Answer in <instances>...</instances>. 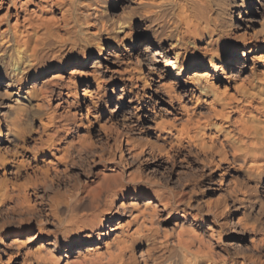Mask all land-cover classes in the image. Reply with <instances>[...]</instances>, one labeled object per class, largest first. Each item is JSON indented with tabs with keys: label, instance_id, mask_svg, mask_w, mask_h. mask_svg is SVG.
Returning <instances> with one entry per match:
<instances>
[{
	"label": "bare ground",
	"instance_id": "obj_1",
	"mask_svg": "<svg viewBox=\"0 0 264 264\" xmlns=\"http://www.w3.org/2000/svg\"><path fill=\"white\" fill-rule=\"evenodd\" d=\"M62 262L264 264V0H0V264Z\"/></svg>",
	"mask_w": 264,
	"mask_h": 264
},
{
	"label": "rangeland",
	"instance_id": "obj_2",
	"mask_svg": "<svg viewBox=\"0 0 264 264\" xmlns=\"http://www.w3.org/2000/svg\"><path fill=\"white\" fill-rule=\"evenodd\" d=\"M258 70L261 71L262 70V66H259L258 67ZM66 75H67L66 73L63 74V76H66ZM167 83H170V80L169 79L163 80L161 82V85H167ZM161 85L160 84L159 85H156V87H153L152 90H149V92H151V95L153 96L152 101H154L156 103V109L161 110L165 114H166V112L169 113V118L171 120H175L176 125H177L178 122H179L178 124H180V122L182 123L181 118L178 116V115H180V111H181L180 110L181 109L180 108V105H181V103H184V105L190 107L191 106V102H192V101L191 102L189 101V99L191 97V94L188 93V96H185L184 99L181 100V101H175V103L173 104V108L171 110H169L159 100V96H161L160 95V92H159V87ZM228 87L230 88V86H228ZM78 88H79V92H81L82 91L81 90L82 89V85H80ZM154 88L157 89V91H158L157 93L154 92ZM179 91H183V90L180 89ZM85 103H86V105H88L87 106V109L90 112H93L94 111V106L91 105L92 103L90 102L89 98H87L85 100ZM83 113H84V111H83ZM174 117H177V118H174ZM91 128H92V132H91V134H89L87 136L89 138L88 141L91 144L94 143L93 144L94 148H96V149H102V147H104V143H103L102 139L100 138L101 137L100 136V132H102V131H99V134H98V132H96V131L99 130L97 125H93ZM82 133L83 132H81V134ZM83 134L86 136L85 133H83ZM157 157H158L157 160L160 163L161 162H167L168 164H171L172 163L163 154L157 155ZM214 157H215V155H214ZM215 160H216V162H218L217 163L218 166H219L218 168H212V170H209V168H205L202 171L196 166V164H194L192 162L191 163H188V166L189 167H185V166H181L178 163V160H177L176 161L177 162V166L175 167V170H176L175 172L179 174V177H177L176 175H174V177L170 181L175 186H178V185H189L190 187H192L193 192L196 195V197L198 199H201L202 198L205 201H207L209 203V206L213 209V208H215V201L217 199L218 194H221V192L223 191V189L228 188V186L231 184V178H232V173L231 172L235 170V172L238 173L237 167H235L236 165L234 163L232 164V160H231V157L230 156H229V162L219 161L218 158L217 159L215 158ZM45 167H47L49 169L51 168L50 165L47 166V164H46ZM51 170H52V168H51ZM182 171L183 172L184 171L186 172V173L184 172L185 175H181ZM194 184H195V186H193ZM136 202L137 201H134L133 204H136L137 206H140V207L142 206V201H140V202L138 201L137 203ZM157 214H158V221H157L158 224L156 223V225H158L157 226L158 228L160 227L159 228L160 231L161 230L163 231V229L164 230H167V231H171V229L173 228V224H172V221L169 220V222H168L166 220V213H165V211L162 210L161 208L160 209L157 208ZM9 220L11 221L13 219H9ZM124 221H126V220H124ZM226 221H227V223H232L230 218L227 219ZM222 222L223 221H221L220 223H222ZM202 230H201V232H202ZM202 234H204V236H205V231L204 230H203V233ZM32 235H31V237H32ZM11 241L12 240H10L9 244L11 243ZM23 241H25V239H23ZM28 243H29L28 246L34 245L31 242H28ZM25 245H27V244H25ZM242 246L243 247H249L250 248V238L249 237H247V240H245V242L242 243ZM61 264H64V263L62 262Z\"/></svg>",
	"mask_w": 264,
	"mask_h": 264
}]
</instances>
